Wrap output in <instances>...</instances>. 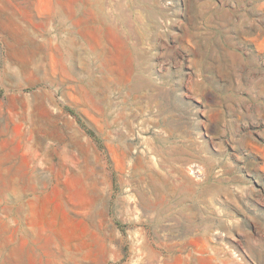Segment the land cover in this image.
Wrapping results in <instances>:
<instances>
[{"label": "rangeland", "instance_id": "1", "mask_svg": "<svg viewBox=\"0 0 264 264\" xmlns=\"http://www.w3.org/2000/svg\"><path fill=\"white\" fill-rule=\"evenodd\" d=\"M0 264H264V0H0Z\"/></svg>", "mask_w": 264, "mask_h": 264}, {"label": "bare ground", "instance_id": "2", "mask_svg": "<svg viewBox=\"0 0 264 264\" xmlns=\"http://www.w3.org/2000/svg\"><path fill=\"white\" fill-rule=\"evenodd\" d=\"M57 15V14H56ZM60 14H58L57 17H59ZM63 22V21H60ZM21 28V27H20ZM62 29L64 27H61ZM60 29V28H59ZM21 35L24 42L21 47H23V51L21 52V55L24 57L23 65L25 67H38V62H40V55L43 48V45H45V42L48 41L46 38L41 39L40 41L32 39L33 35L32 32L27 28H21ZM45 31V30H44ZM47 33V32H46ZM58 47L62 48L65 52V60L67 61L69 59V52L66 49V42L65 41H59ZM33 47H31V46ZM31 47V50L29 48Z\"/></svg>", "mask_w": 264, "mask_h": 264}]
</instances>
